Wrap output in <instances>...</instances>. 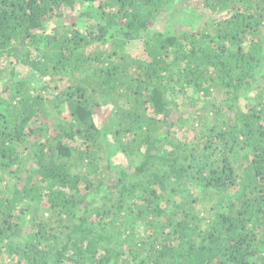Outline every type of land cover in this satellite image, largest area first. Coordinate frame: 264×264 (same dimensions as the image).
<instances>
[{
    "label": "trees",
    "instance_id": "1",
    "mask_svg": "<svg viewBox=\"0 0 264 264\" xmlns=\"http://www.w3.org/2000/svg\"><path fill=\"white\" fill-rule=\"evenodd\" d=\"M173 1L0 0L9 264H264V0Z\"/></svg>",
    "mask_w": 264,
    "mask_h": 264
},
{
    "label": "rangeland",
    "instance_id": "2",
    "mask_svg": "<svg viewBox=\"0 0 264 264\" xmlns=\"http://www.w3.org/2000/svg\"><path fill=\"white\" fill-rule=\"evenodd\" d=\"M186 1L188 3L191 1L194 4L195 1H197V0H184V1H179V2L180 3L181 2L182 3H186ZM174 2L176 3L177 1L175 0V1H173V3ZM86 5H88V4L87 3H78V4L75 5V7L73 8L74 10H72V12H71L74 17H75V15H77V20H78L77 24H78V26H81L83 24L82 22L84 21V18H83V15H81L80 12L82 11L83 7H85ZM198 7H200V6H198ZM197 9L198 8H196V10ZM205 15L211 16V17H214V16L219 17V16H222L223 13H220V14L205 13ZM165 16L166 17H165L164 20H167V19L168 20L166 22L165 21L164 22L163 21H159L157 23V27L159 29L166 28L172 21H175L174 24L176 26L177 25H180L181 26V25H184L183 23H186L187 22L186 20H188L185 15H179V16L176 15L175 14V11L173 9L169 10L168 13ZM203 19H206V18L203 17ZM69 21H70V19L67 20V23H69ZM204 23H205V21L199 22L198 27L201 26V25H204ZM53 25H54V23H52L50 26H48L47 27V30H49L50 27L53 26ZM263 46H264V44H263ZM126 49H127L126 52L130 56H132V57L133 56H140L144 52L143 45H142V42L140 40L130 41L129 43L126 44ZM94 50H95V48H94ZM15 70L19 73V76L20 77H23V76L32 77L33 76V71L31 69H29L28 67H25V66H23L21 64L16 65L15 66ZM45 79H47V77H45ZM0 87H1V84H0ZM48 93H49L48 91L45 92L46 98H48L47 100H51V101L54 100V98H52V95H49ZM253 94H254V92H251L250 93V95H253ZM110 101H111V97L109 95L108 98L106 99V101L104 102V104L102 105L101 110L100 111H97L96 114L94 115V121L97 124L100 123V117H101V115L103 117H106L108 115V112L110 111L111 106H112ZM211 101H214V100H211ZM238 105H239V107H241L242 109H244V107H245L244 100L241 99L238 102ZM54 109H56V108H54ZM67 109H68V104L67 103L61 104L59 106L60 112H59L58 115L60 117L64 118V119H69L70 116H69V113H68V110ZM192 137H193V133L191 131V134H190V137L189 138H192ZM114 155H115L114 157H116V162L117 163H120L122 165H124L126 163V162H124V159L122 158V156H121L120 153L117 152V153H114ZM5 182L6 181H4L3 183H5ZM196 207H197L196 209L199 210V211L201 209L208 210V204L207 203H203V204L200 203ZM210 214L208 213V215H210ZM206 215H207V213H206ZM1 262L2 263H5V264H9L10 263L8 257L6 255H4V254H1L0 255V263ZM12 264H21V263L19 261L17 262V259H15V260L12 261Z\"/></svg>",
    "mask_w": 264,
    "mask_h": 264
}]
</instances>
